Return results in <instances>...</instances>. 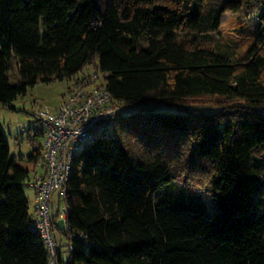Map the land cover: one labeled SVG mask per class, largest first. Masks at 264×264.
<instances>
[{"label": "trees", "instance_id": "16d2710c", "mask_svg": "<svg viewBox=\"0 0 264 264\" xmlns=\"http://www.w3.org/2000/svg\"><path fill=\"white\" fill-rule=\"evenodd\" d=\"M227 11L240 58L206 45ZM89 67L124 111L73 159L55 264H264V0H0L1 103ZM205 97L232 109L185 102ZM39 163L0 122V264H49L23 187Z\"/></svg>", "mask_w": 264, "mask_h": 264}, {"label": "built area", "instance_id": "2783aa9c", "mask_svg": "<svg viewBox=\"0 0 264 264\" xmlns=\"http://www.w3.org/2000/svg\"><path fill=\"white\" fill-rule=\"evenodd\" d=\"M101 76L87 68L71 79L56 108L40 106L33 113L35 125L31 128L43 139V165L30 181L35 200L31 227L39 231L46 244L49 264H55L58 252V218L66 223L65 198L73 159L86 142L110 132L124 111L122 102L101 82ZM261 111L264 113V107Z\"/></svg>", "mask_w": 264, "mask_h": 264}, {"label": "rangeland", "instance_id": "374dc122", "mask_svg": "<svg viewBox=\"0 0 264 264\" xmlns=\"http://www.w3.org/2000/svg\"><path fill=\"white\" fill-rule=\"evenodd\" d=\"M244 17V14H242L241 12H225L222 15L221 25L218 32H216V37L211 43L208 42V44L206 45L213 46L216 45V43L221 44L224 41L232 40V45L234 42V45H236L233 47L237 50L236 55L238 58H240L249 48L252 41V36L248 37L247 35H243L239 30L241 25L240 21H242ZM228 43L231 44V41H229ZM91 68L92 67H89L88 70ZM70 82L71 78L55 80L49 83L39 82L34 86L28 87L27 92L19 95L10 106L0 102L1 127L9 142L11 156L17 158L18 160L20 157H27L32 153L34 147L40 146L42 144V136H30L29 134L24 132L23 129L34 127L35 120L33 113L34 110L38 107L48 106L51 109L56 108L60 104L63 93L67 90ZM101 82H105V78L103 77V75L101 76ZM185 102L186 104H190L205 110H214L215 108H221L223 109V111H229V109H232L231 105L227 106V108L215 97L189 99ZM158 110L168 112L179 111L176 107L173 106H160ZM131 111H138V109H134ZM31 141L34 142V145L31 144ZM186 147L187 146L185 145L182 150H186ZM41 170L42 164L39 163L36 169L30 173L29 177L23 183L24 191L29 199L30 212L33 208L34 197V192L32 187L30 186V181L33 179L36 172H41ZM208 201H210V199H208ZM59 224L60 226L63 225L62 220H59Z\"/></svg>", "mask_w": 264, "mask_h": 264}, {"label": "crops", "instance_id": "0c3cea01", "mask_svg": "<svg viewBox=\"0 0 264 264\" xmlns=\"http://www.w3.org/2000/svg\"><path fill=\"white\" fill-rule=\"evenodd\" d=\"M34 192V191H33ZM34 206H35V200H34V197H33V208H32V211L34 210ZM31 211V212H32Z\"/></svg>", "mask_w": 264, "mask_h": 264}]
</instances>
